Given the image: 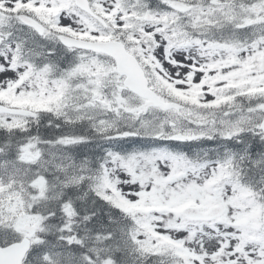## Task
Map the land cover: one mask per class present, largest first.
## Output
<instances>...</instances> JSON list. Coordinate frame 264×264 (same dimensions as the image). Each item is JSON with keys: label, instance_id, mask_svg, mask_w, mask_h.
<instances>
[{"label": "snow or ice", "instance_id": "snow-or-ice-1", "mask_svg": "<svg viewBox=\"0 0 264 264\" xmlns=\"http://www.w3.org/2000/svg\"><path fill=\"white\" fill-rule=\"evenodd\" d=\"M0 264H264V0H0Z\"/></svg>", "mask_w": 264, "mask_h": 264}]
</instances>
